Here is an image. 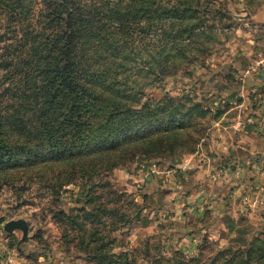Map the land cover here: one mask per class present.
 Masks as SVG:
<instances>
[{
    "label": "trees",
    "instance_id": "16d2710c",
    "mask_svg": "<svg viewBox=\"0 0 264 264\" xmlns=\"http://www.w3.org/2000/svg\"><path fill=\"white\" fill-rule=\"evenodd\" d=\"M152 1L118 0L103 5L109 9L102 11L75 0H41L35 28L14 31L10 38L0 32V192L34 168L49 176L47 187L57 194L77 178L86 181L87 188L95 178L111 176L141 158H174L198 151L208 136V128L198 120H215L222 111L198 103L187 106L170 96L158 103L142 102L141 91L127 82L136 73L130 65L137 70L146 66L138 73L164 78L166 70L160 66L164 59L157 57L165 44L185 49L212 33L216 25L231 29V17L213 1ZM155 31L161 32L162 40L157 57L148 49ZM138 59L144 64H133ZM6 99L11 104L4 108ZM226 101L220 103L227 107ZM113 186L109 181L99 185L110 196ZM84 190L85 204L96 201L92 187ZM121 198L114 197L113 202ZM105 213L112 214L100 207L87 218L98 224ZM114 213L118 211L113 209ZM98 241L100 252L111 246ZM203 241L196 257L184 260L175 251L174 262L264 264L262 237L217 250L207 259L201 254L208 245ZM112 250L96 254L93 260L137 263L133 253ZM127 254L132 256L129 262Z\"/></svg>",
    "mask_w": 264,
    "mask_h": 264
},
{
    "label": "rangeland",
    "instance_id": "374dc122",
    "mask_svg": "<svg viewBox=\"0 0 264 264\" xmlns=\"http://www.w3.org/2000/svg\"><path fill=\"white\" fill-rule=\"evenodd\" d=\"M2 1L0 32L5 33L7 38L12 37L14 31L30 25L36 27L42 9L41 0ZM75 1L83 7L95 5L107 11L109 8L104 9L103 5H111L118 0ZM165 1L152 2L158 4ZM207 1L215 2L217 9L231 17V29H219L216 25L212 33L200 36L185 49H171L167 43L158 57L156 53L162 40L161 32L155 31L149 42V55L163 57L164 62L160 66L167 75L159 78L138 73L146 66L137 70L131 64V72L136 73L127 79L128 84L131 82L136 90L141 91L142 102L148 99L158 103L170 96L181 98L187 106L198 103L210 111H222L215 120H198L208 128V136L201 141L198 151L174 158H141L126 168L114 170L111 176L95 178L87 188H84L87 182L77 178L59 189L57 194L47 187V174H42L37 168L25 171L13 180L12 186L3 187L0 192V264H97L98 261L93 260L96 254H106L110 247L116 254L133 253L136 264H177L173 258L175 251L184 260L196 257L205 239L208 245L202 249L203 259L217 250L245 244L255 237L264 239V189L260 185L255 183L240 188L241 182L229 184L220 180L218 189L222 182L228 186L224 189L225 206L216 217L207 206L185 205L182 198L196 185V174L199 181L203 179L206 182L207 188L224 177L226 172L242 179L241 168L229 165L227 159L221 161L224 156L218 160L220 166L207 174L209 164L213 162L208 158L213 150H218L219 154L233 140L242 145L244 137H233L242 129L240 132L236 130L233 135L229 134V130H233L232 126L237 129L246 123L257 128L258 110L264 107V99L261 96L257 98L261 83L257 76L262 68L258 63L260 57L254 52L258 48L262 50L260 53L264 50V0ZM148 40L150 38L143 40L141 45L145 46ZM144 59H138L133 64L143 65ZM136 97L140 98L141 94ZM226 98L229 100L226 101ZM221 100L226 101L227 107L220 103ZM9 104L6 99L2 106L5 108ZM195 155L197 158L193 157ZM253 157L251 162L250 159L247 161L246 167L254 162L256 165L253 166L257 168L261 164L264 170L263 159L258 155ZM183 159H191L187 162L190 168L182 167ZM205 167L206 173H203L201 169ZM156 179L158 184L151 187L148 183ZM105 181L114 185L113 196L99 187ZM248 182L246 179L245 184ZM90 187L97 199L85 204L84 189ZM234 190L240 191L236 192L237 201L231 207L227 199ZM119 195L122 198L113 202V198ZM162 195H165L164 198ZM163 204L170 209L162 212ZM100 207L112 214L105 213L97 224L95 218H87V215H94V210ZM113 209L118 213L114 215ZM18 219L27 224L25 240L21 239L19 230L11 233L4 230L6 223ZM96 220L99 222L97 217ZM215 223L219 226L215 227ZM98 239L111 246L100 252ZM130 255L126 257L128 262L132 259Z\"/></svg>",
    "mask_w": 264,
    "mask_h": 264
},
{
    "label": "crops",
    "instance_id": "0c3cea01",
    "mask_svg": "<svg viewBox=\"0 0 264 264\" xmlns=\"http://www.w3.org/2000/svg\"><path fill=\"white\" fill-rule=\"evenodd\" d=\"M262 50L261 49H254V52H257L255 56L260 57L258 58V63L262 68L261 73L258 74L257 79L261 81V83H259V93L257 94V98L258 97H262L264 99V50L262 53H260ZM253 55V56H254ZM263 56V57H262ZM262 57V58H261ZM249 58V57H248ZM256 61H254L255 63ZM248 102V101H247ZM250 103V100H249ZM250 114V113H248ZM248 114L246 117H248ZM245 117V118H246ZM256 120H258V126L253 127L252 124H248L246 123L244 126L239 127L237 129L233 127V130H229V134L233 135L235 132H240L242 129V132L238 133V135H234L233 137H240V135L242 137H244L243 139V144L239 145L238 143H234L235 141H231L230 145H227V147L222 149L221 153H217L218 150H213V152L211 153V156L208 158L209 161L213 160V162L211 164H209L210 168L207 170V174H211L213 173L212 169H216V167L220 166L218 160H220V156H224L225 158H221V161H224L225 159L229 160V165L231 166H236L237 168H241V175H242V179L235 177L233 174L230 175L231 173H227L224 175V177H220L218 178V180L214 183V185H209L210 187L207 188V184H205L206 182L202 179V182L199 181L200 179H197V174H196V181L194 182L196 185L192 186V188L189 190V192L186 193L185 196H183L182 198H184V203L185 205H202V206H207L209 208V210L213 211V213L215 214V217L217 215H219L218 213L221 212V210L223 209L224 202H223V198L225 195V188L228 186V184H223V182L221 183V188L218 189L217 185L219 183V181H226V182H230L232 184H236L237 181L240 183L241 182V187L240 188H244V187H249L248 185H260L261 189H264V170L262 168V165L260 164L259 166H253L256 165L254 164V162H252V166L250 165V167H246L247 165V161L250 159V162L252 161V159H254V155H258L259 158H262L264 161V107L260 108L258 110V117L256 118ZM255 122V121H254ZM256 124V123H255ZM231 125H235V124H231ZM244 127V128H243ZM237 130V131H236ZM223 145V144H222ZM207 146H205L206 148ZM209 148V146H208ZM199 156V155H198ZM196 157L197 156H193ZM189 158V157H188ZM190 160H186L183 159L181 160L182 162V167L186 168H190V166L188 165ZM215 162V163H214ZM184 163V165H183ZM227 164V166H228ZM264 167V165H263ZM203 170V173H206V167L205 169H201ZM220 171V170H218ZM206 174V175H207ZM190 175V174H188ZM249 180L248 184L246 183V179ZM158 179V178H157ZM154 181V182H150L148 183L149 185L154 186L156 184H158L159 180ZM229 183V184H230ZM256 183V184H255ZM148 187V186H147ZM195 188V189H194ZM239 188V189H240ZM240 190L236 191L234 190V192H231V196H228V203L229 206L232 207V205H234V203L237 201V193ZM165 195H162V197L164 198ZM162 197L160 198V200L162 199ZM180 198V197H179ZM166 200V198H165ZM173 200V199H171ZM183 200V199H182ZM182 200H179L180 202ZM264 200V199H263ZM176 202L177 199H174L173 202ZM164 202V201H163ZM165 205H167V202H164ZM164 204L161 205V207H164ZM171 204V203H169ZM169 208V206H168ZM168 208H163V211H166ZM170 209V208H169ZM161 211V210H160ZM263 219V218H261ZM216 224V225H215ZM215 227H218V223H215ZM212 227V226H211ZM214 227V226H213Z\"/></svg>",
    "mask_w": 264,
    "mask_h": 264
},
{
    "label": "water",
    "instance_id": "95a60500",
    "mask_svg": "<svg viewBox=\"0 0 264 264\" xmlns=\"http://www.w3.org/2000/svg\"><path fill=\"white\" fill-rule=\"evenodd\" d=\"M4 230L8 233H11L14 230H19L22 233V240L27 238V224L23 219L13 220L5 224Z\"/></svg>",
    "mask_w": 264,
    "mask_h": 264
}]
</instances>
